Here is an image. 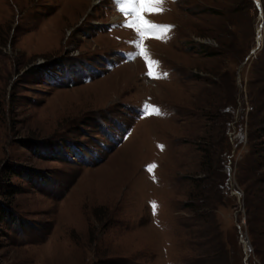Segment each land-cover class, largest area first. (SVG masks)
<instances>
[{
	"label": "rangeland",
	"instance_id": "374dc122",
	"mask_svg": "<svg viewBox=\"0 0 264 264\" xmlns=\"http://www.w3.org/2000/svg\"><path fill=\"white\" fill-rule=\"evenodd\" d=\"M163 7L152 79L118 0H0V264H264V0Z\"/></svg>",
	"mask_w": 264,
	"mask_h": 264
},
{
	"label": "snow or ice",
	"instance_id": "6c2138e0",
	"mask_svg": "<svg viewBox=\"0 0 264 264\" xmlns=\"http://www.w3.org/2000/svg\"><path fill=\"white\" fill-rule=\"evenodd\" d=\"M166 0H118L119 11L125 14L126 23L124 27L131 28L137 40L133 43L137 47V52L130 54V57L139 56L145 60V65L148 69L147 76L152 79L166 78L167 73H159V62L152 59L145 41L149 38L163 39L167 36L173 26L159 25L148 19L149 15L162 14L166 9L163 7ZM131 19H128V17ZM144 115H162L160 109L152 105H144ZM161 149L163 146H159ZM155 165L149 168V171ZM155 179V178H154ZM156 205L153 203V210L155 214Z\"/></svg>",
	"mask_w": 264,
	"mask_h": 264
},
{
	"label": "trees",
	"instance_id": "16d2710c",
	"mask_svg": "<svg viewBox=\"0 0 264 264\" xmlns=\"http://www.w3.org/2000/svg\"><path fill=\"white\" fill-rule=\"evenodd\" d=\"M8 171L11 172L10 169ZM5 185H6V187H8L9 183H7ZM12 188H13V186H12ZM17 191L18 190L16 188H14L11 193L9 192L8 194L3 195L5 202L0 201V224L2 221H3L2 223L7 222L10 224H15L16 222H20L19 220H17L15 218L13 210L10 208V206L12 205V201H13L12 198L17 195V193H18Z\"/></svg>",
	"mask_w": 264,
	"mask_h": 264
}]
</instances>
